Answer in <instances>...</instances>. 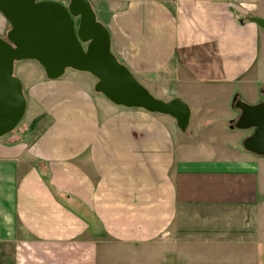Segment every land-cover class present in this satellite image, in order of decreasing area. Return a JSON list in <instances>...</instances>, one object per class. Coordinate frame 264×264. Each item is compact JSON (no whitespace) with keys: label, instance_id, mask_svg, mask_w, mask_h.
<instances>
[{"label":"crops","instance_id":"1","mask_svg":"<svg viewBox=\"0 0 264 264\" xmlns=\"http://www.w3.org/2000/svg\"><path fill=\"white\" fill-rule=\"evenodd\" d=\"M90 1L135 77L190 103L188 129L112 102L88 72L22 64L32 124L0 137V264H177L180 245L193 264L195 242L264 264V156L236 142L240 110L193 95L259 80L264 94V31L249 19L264 0ZM8 25L0 11V35Z\"/></svg>","mask_w":264,"mask_h":264},{"label":"water","instance_id":"2","mask_svg":"<svg viewBox=\"0 0 264 264\" xmlns=\"http://www.w3.org/2000/svg\"><path fill=\"white\" fill-rule=\"evenodd\" d=\"M0 11L10 25L0 35V137L26 113L23 83L14 74L15 63L22 60L37 61L50 79L67 68L88 72L97 78L95 91L112 102L170 115L181 131L187 129L189 104L180 97L158 98L135 77L112 52L110 32L90 0H0ZM249 19L264 30V17ZM234 104L240 115L231 127L253 129L243 146L264 156V101L250 104L236 97Z\"/></svg>","mask_w":264,"mask_h":264},{"label":"rangeland","instance_id":"3","mask_svg":"<svg viewBox=\"0 0 264 264\" xmlns=\"http://www.w3.org/2000/svg\"><path fill=\"white\" fill-rule=\"evenodd\" d=\"M57 1H61L63 3L67 2V0H57ZM248 16H250V15H247L246 18H248ZM9 27H10V25H8V29H9ZM261 60H263V62H264V54L260 58V61H259L260 66L259 67H261V63H262ZM27 62H29V61L28 60H22V61H18L15 63L14 74L21 81L23 79V77L20 74L21 73L20 71L22 70L21 66L26 65ZM67 71L73 72L72 69H70V68H67L66 72ZM88 74H90V73H88ZM89 78H90V81H92V82H94V80L95 81L97 80V78L95 76H93L92 74H90ZM261 86H262V83H261V80H259L257 87H254V85L247 86L245 88L246 90L243 92H240V89H236L232 95H230L229 93H225V92L221 91L219 88L198 87L196 90H193V95L195 97V100L198 102H203V105H205V106L212 105L213 107H216L220 111L227 110L225 112V114L230 112V114L232 115L231 117H233L237 114V109H238L235 107V104H234V99L236 97L240 98L244 102H247L250 104L264 101V94L261 93L262 92ZM198 89H200V90H198ZM149 91L151 92V90H149ZM151 93L154 96H156V94H154L153 92H151ZM156 97L160 98L159 96H156ZM161 99H163V98H161ZM184 101H186V100H184ZM186 102L190 106V103L188 101H186ZM238 110H240V109H238ZM31 124H32L31 114H29V112L28 113L26 112L23 119L18 124V126L13 131H11L10 136L23 135L27 131V128L29 126H31ZM33 127H37V124H34ZM187 129H188V127H187ZM187 129L185 130V132L187 131ZM233 130H238V129H233ZM239 130H242V129H239ZM249 130H251V129H249ZM249 130L248 129L245 131L242 130V131H240L241 133H239L240 135L234 136V138L237 140L236 142L238 143V145L243 146V141H240V138H241L240 136H242L244 134V132H248ZM228 132L229 131L227 130L226 136H224V140H225L224 142H226L227 144L233 138L232 136H230L228 134ZM235 132H238V131H235ZM30 136H31V134H30ZM203 245H205V244H202L201 242H195V244L193 246L187 248L190 252L193 251V254L195 255V257H193V264H234L233 257L227 253L228 250L233 251V246L232 247H230V246L223 247V245H222L221 248H219V247H213L212 244H207V246H203ZM179 247L181 249V251H180L181 253L178 254L177 264H187L186 258L183 255L184 254V250H183L184 246L180 245ZM208 252H210L211 254H208ZM218 252H221V253H218ZM224 252H225V254H224ZM203 254H205L207 256L210 255V257L204 258ZM214 255H215V258H214ZM216 256H217V258H216ZM146 264H149L148 260H146Z\"/></svg>","mask_w":264,"mask_h":264},{"label":"flooded vegetation","instance_id":"4","mask_svg":"<svg viewBox=\"0 0 264 264\" xmlns=\"http://www.w3.org/2000/svg\"><path fill=\"white\" fill-rule=\"evenodd\" d=\"M61 2V1H60ZM253 131V129H251Z\"/></svg>","mask_w":264,"mask_h":264}]
</instances>
